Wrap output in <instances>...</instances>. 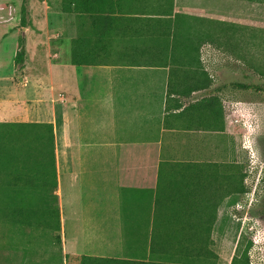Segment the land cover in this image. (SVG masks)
Here are the masks:
<instances>
[{"label": "crops", "instance_id": "1", "mask_svg": "<svg viewBox=\"0 0 264 264\" xmlns=\"http://www.w3.org/2000/svg\"><path fill=\"white\" fill-rule=\"evenodd\" d=\"M43 3L46 18L33 16L23 26L22 4L0 0V124L53 125L59 227L29 213L11 221L0 213V264H80L70 255L86 257L84 264H196L194 210L184 188L202 166L175 162L171 143L177 133L224 128L221 120L218 127H191L204 111L180 115L179 96H168L183 72L170 28L183 16L198 17L183 11L207 4L119 0L96 21L65 12L63 0ZM21 36L28 58L18 68ZM74 53L95 61L74 64ZM7 171L17 203L24 182L33 185L34 168L0 165L1 174Z\"/></svg>", "mask_w": 264, "mask_h": 264}, {"label": "rangeland", "instance_id": "2", "mask_svg": "<svg viewBox=\"0 0 264 264\" xmlns=\"http://www.w3.org/2000/svg\"><path fill=\"white\" fill-rule=\"evenodd\" d=\"M17 1L19 5L23 2ZM43 1L29 0L28 23L33 16L37 19L46 18ZM204 2L207 6L203 9L195 7V10L183 11L199 18H186L191 24H186L185 28L179 25V38L189 36L197 42L198 51L193 49V43L177 50L178 59L184 62L181 66H185L189 72L176 76V81L181 79L188 87L196 84L198 81L191 70L199 64L209 74L210 89L234 81L264 85V0ZM55 4L50 14L51 24L54 25L50 34L54 41L59 37V13ZM192 55H196L199 62L197 59L193 62ZM201 94L202 91L195 92L187 100ZM218 96L224 110L221 123L224 132L194 131L187 136L177 133L171 143L175 162L201 165L204 172L203 178L198 174L186 178L191 183H185L184 186L185 192L191 187L188 205L194 210L196 264L202 263V254L205 264H231L238 246L242 250L250 241V264H264V94L227 88ZM194 116V120L189 123L191 127L197 128L202 124L219 126L217 121L213 123L207 117L201 120V116ZM2 127L0 125L1 166L8 167L16 163L7 162L9 157L5 156V152L29 154L28 163L35 168L43 165L40 164L42 161H47L44 153L46 140L36 138L34 142L32 137L9 135ZM0 176L4 177L0 179L1 196L8 193L7 187L2 184L9 182V174L0 173ZM43 193L42 186L35 190L34 207L42 204L43 201L38 197ZM51 205L56 206L54 201ZM214 214L215 221L211 226L210 239L207 240L206 227ZM34 218L37 223L44 220L38 214ZM56 219L57 209L54 207L51 222L55 223ZM202 220L205 224L203 249L199 243L201 230L198 227Z\"/></svg>", "mask_w": 264, "mask_h": 264}, {"label": "trees", "instance_id": "3", "mask_svg": "<svg viewBox=\"0 0 264 264\" xmlns=\"http://www.w3.org/2000/svg\"><path fill=\"white\" fill-rule=\"evenodd\" d=\"M161 1V3L173 5L174 0H157ZM119 3V0H63V10L65 12H76L81 14H88L91 16L94 20L99 21L102 16L106 13L107 9H110L117 5ZM29 13V0H23L22 2V8H21V24L23 26H27V14ZM186 19V16H183L182 19L179 20V24L177 27L170 28V32L172 34L173 42L171 44L174 51H177L179 48H185L190 45V43H193V49L195 51H198L197 42H194L189 36H187L185 39L179 38V25H181L183 28H185V25L190 23ZM191 24V23H190ZM187 30V28H186ZM190 31V30H189ZM165 30L164 33L165 34ZM73 63L74 64H82L87 63L90 61L95 60H87V59H81L78 57L77 53L73 54ZM28 58L27 49H26V42L25 38L23 36L20 37L19 40V49L15 57V63L16 67L21 68L25 65V62ZM194 59L199 62V59L196 55H192V61L194 62ZM175 62L178 64L180 68H182L183 73H187L185 69L184 62H180V60L177 58L175 59ZM191 72L194 73V76L197 79L196 84H192L190 87L184 85V81L180 79L179 82H177L175 79L172 80V83H170V87L168 90V96L171 97L172 94H176L179 96V101H181L178 106L183 107V110L179 113L180 115H190L191 112L201 111L203 110L205 113V117L209 118L210 121H223L224 120V110L223 105L220 100V97L218 96V93L223 91L227 88L232 89H241V90H248V91H254V92H261L264 94V85L251 83V82H239L234 81L229 84H222L219 85L213 89H210V79L209 74L202 70V68L196 66L194 70H191ZM180 75V74H178ZM177 75V77H178ZM174 82V85H173ZM205 90L206 92L203 93V97L198 96L194 97L190 101L187 99H184V97H190L192 92ZM189 99V98H188ZM191 117V116H190ZM4 127L2 129L9 135L11 134H19L26 138H33V141L35 142L36 138L39 140H46L47 143L44 144L45 151L42 149L45 153V157H47V161H42L43 165H39L37 168H34V180L33 185H31V179L29 181H25L23 187L20 188L18 194L20 196V199L17 203L11 202V196L13 194L12 191V185L9 178V182L7 184H3V186L7 187L8 193L4 194L5 200L0 202V213H2L3 218H6L7 220L11 221L14 216L17 214L22 215L29 213L32 215V217L36 216L37 214L40 215L44 220L40 223L44 225H51L52 227H59V209L56 204L57 196L54 194V190L56 188V161H55V142H54V130L53 125L50 123H2L0 124ZM212 127V126H211ZM218 127V126H214ZM39 147V148H44ZM17 154H12L11 152H5V156L9 157L7 159V162L14 161L16 163H23L27 164L29 162V154L22 155L19 151L16 152ZM22 155V156H19ZM5 162L4 164H6ZM14 163V164H16ZM31 164V163H29ZM34 164V163H33ZM37 172V173H36ZM7 176L10 172L7 171ZM198 176L201 178L204 177L203 168H199L198 170ZM36 178H39V180H36ZM41 180V183H40ZM43 180V182H42ZM49 180V181H46ZM27 183H29V186L27 187ZM42 186V189L44 190V193L41 194V197H38L43 202L42 204H37V207H34V195L35 190L40 188ZM9 188V190H8ZM191 188V187H190ZM188 188L187 190H190ZM191 192V191H190ZM190 192H187L189 195H191ZM27 193H29V200L27 199ZM54 201V206L57 209V219L54 222H51L52 217V210L54 207L51 205V202ZM187 201V206L188 205ZM29 205V206H28ZM38 211V213H37ZM216 214H214L211 218L210 223L206 227V233H207V240L210 239V232H211V226L213 225L215 221ZM38 221V220H37ZM204 220H202L198 227L201 230V236L199 237V243L202 246V249L204 248V240H205V224L204 228H202ZM201 225V226H200ZM193 243L195 245V227H194V233H193ZM191 241V239H189ZM201 240V241H200ZM252 246V242L250 241L245 248L241 250L240 246L237 248V253L234 255L232 263L231 264H250L249 261V250ZM200 251V249H199ZM203 253V251L201 252ZM194 255L196 258V249H194ZM201 255V254H200ZM199 255V256H200ZM203 255V254H202ZM69 258H78L80 260V264H84V260H86V257L84 256H69ZM196 261V259H195Z\"/></svg>", "mask_w": 264, "mask_h": 264}]
</instances>
